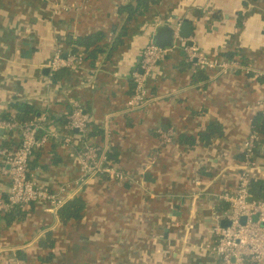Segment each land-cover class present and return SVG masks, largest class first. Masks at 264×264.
<instances>
[{
	"label": "crops",
	"instance_id": "1",
	"mask_svg": "<svg viewBox=\"0 0 264 264\" xmlns=\"http://www.w3.org/2000/svg\"><path fill=\"white\" fill-rule=\"evenodd\" d=\"M61 3L65 9L48 13L42 0H0V116L18 101L38 104L37 116L50 112L67 122L77 102L90 122L106 123L109 130L108 141L99 127L104 137L97 134L88 142L106 144L115 156L112 165L142 186L90 178L71 197L83 198L82 217L66 227L37 203L3 216L0 264H39L48 251L56 264L64 257L67 264H215L204 249L215 241L212 212L228 209L218 196L235 188L243 142L253 118L264 112V75L253 73L264 71V0H158L129 18L120 12L127 0ZM183 19L192 27L187 38L208 58L241 66L199 69L181 43L172 41L148 79L147 104L125 111L134 88L131 73L146 44L142 20L150 23L154 39L156 24L171 20L172 30ZM68 36H100L101 50L95 61L59 73L54 83L43 68ZM197 70L203 77L194 79ZM209 123L218 124L221 133L200 140ZM182 134L194 142L184 145ZM260 138L255 158L264 171ZM18 141L17 132L0 128V148ZM72 153L68 146L47 145L33 154L35 179L54 191L76 188L79 166ZM147 162L149 169L141 173ZM194 169L199 187L191 182ZM9 186L8 174L0 172V190ZM48 231L56 246L43 248L38 241Z\"/></svg>",
	"mask_w": 264,
	"mask_h": 264
},
{
	"label": "built area",
	"instance_id": "2",
	"mask_svg": "<svg viewBox=\"0 0 264 264\" xmlns=\"http://www.w3.org/2000/svg\"><path fill=\"white\" fill-rule=\"evenodd\" d=\"M65 9V4L54 6L53 12ZM179 25L176 23L172 28L173 44L181 43L188 61L199 69L234 70L241 65L237 60L210 59L196 46L190 38H184L179 34ZM173 47V46H172ZM170 48L159 47L153 38L145 45L139 68L131 73L134 84L133 92L127 101V112H134L147 104L149 99L148 79L154 66L162 55ZM81 55L68 52L66 54L56 50L49 60L47 67L51 73L61 69H77L83 65ZM255 76L264 75V71H254ZM67 128L85 134L89 128L90 117L84 108L77 102L73 103L70 114L66 117ZM47 123V114L40 113L36 118L20 120H0V128L15 131L19 141L15 149L0 148L2 157L0 172L8 174L10 186L7 195L0 198V230L1 215L14 208H25L28 204H40L42 208L55 216L61 205L72 197L75 191L95 176H106L110 180L120 183H137L135 178L130 177L122 170L109 164L107 161V146L90 144L86 141L81 148L75 150L78 162V178L72 186H62L54 191L47 185L40 184L34 177L30 168V160L35 151L43 148L50 140L57 139L58 130ZM104 131L107 141L109 130L106 123L99 125ZM167 141L168 138H166ZM259 142V135L251 131L248 138L243 142V159L237 173L235 188L224 191L218 198L228 204V209L222 213L213 210L214 220L212 232L215 241L205 245L204 249L210 256L215 257V264H264V200H256L249 193V182L253 173L260 169L255 158V148ZM64 145H69V138H64ZM150 163L143 165L141 173L148 170ZM194 186H200L202 180L198 171L194 169L191 178ZM228 222L226 225L222 223Z\"/></svg>",
	"mask_w": 264,
	"mask_h": 264
},
{
	"label": "trees",
	"instance_id": "3",
	"mask_svg": "<svg viewBox=\"0 0 264 264\" xmlns=\"http://www.w3.org/2000/svg\"><path fill=\"white\" fill-rule=\"evenodd\" d=\"M61 0H42L43 6L42 10H46L48 13L53 11L54 6L60 4ZM158 2V0H127V3L122 5L120 7V12H124L125 14H128V18L131 17V15H143V13L151 6ZM50 19L44 18V20ZM142 27L144 30V34L146 37V44L148 42V39L152 35V28L150 23H148L146 20H142ZM100 36H85V37H77L72 38L71 36H68L64 38L62 45L58 48V50L66 54L68 52H72L78 55H81L83 58V63L86 61L89 64L93 61H95V55L96 52L100 51V47L98 45V42H100ZM117 40H119V37H117ZM119 41H117L118 43ZM145 44V45H146ZM143 46V49L145 47ZM143 51V50H142ZM27 53V52H26ZM25 53V54H26ZM164 55V54H163ZM162 55V56H163ZM142 56V52H141ZM233 56V53H229L226 55V57L231 58ZM141 60V59H140ZM70 69L67 68H61L51 74V79L54 83L58 81V75L59 73H66ZM63 71V72H62ZM194 79H199L203 77V74L201 71L197 70L195 73ZM83 107V106H82ZM84 108V107H83ZM39 110L38 104H27L24 102H12L10 103V112H6L5 114L0 116L1 120H20V121H27L31 120L37 117V113ZM47 123L49 126H54L58 132L59 136L57 139L50 140L48 144L51 149L58 147L60 145H64V138H69V145H67L71 153L73 152L75 154V150L81 148V146L88 141L90 137L99 135L101 137H104L103 131L100 129L101 127L93 124L92 122L88 123V130L85 134L81 132L74 131L72 129L67 128V122L64 121V118H61L59 116H55L54 114L47 112ZM100 127V128H99ZM251 128L253 131L258 133L260 136H264V112H258L256 116L253 118L251 122ZM12 134H14V131H10ZM221 133V128L218 124L209 123L206 126L205 131L199 133V139L208 141L210 137L219 135ZM182 142L184 145L188 146L194 142V138L192 136H188L185 134L181 135ZM259 143H262V138L259 139ZM6 143L2 142L1 147H7L10 149H15L17 147V144H13L10 146H5ZM9 145V144H8ZM38 149L34 152V154L39 155L45 148ZM65 146V145H64ZM72 153V154H73ZM107 161L109 164H113L112 160H115V156L113 151L107 150ZM33 156V155H32ZM243 159V154L241 155V160ZM33 162V160H32ZM31 166V161H30ZM8 189H1L0 190V198H4L7 193ZM249 193L250 195L256 199V200H264V171L259 169L255 171L250 179L249 182ZM31 204H28L27 206H30ZM83 198L79 195L73 198L67 199L61 207L57 211V219L61 225V227L69 226L70 223L74 221H78L82 217V210H83ZM26 206V207H27ZM25 207V208H26ZM24 208H14L11 211L2 214L1 220L3 216L6 218L8 215H11L12 213H19ZM55 234V232H54ZM52 231L46 232L43 237H41L38 241V245L43 248H50L56 246V239L54 235V240L52 239ZM19 254V257L25 258L24 255H22L20 252H17ZM55 255L51 254L50 251L45 256L38 257V263L39 264H50V262H55ZM64 260H61L62 262L59 264H67V260L64 257Z\"/></svg>",
	"mask_w": 264,
	"mask_h": 264
},
{
	"label": "water",
	"instance_id": "4",
	"mask_svg": "<svg viewBox=\"0 0 264 264\" xmlns=\"http://www.w3.org/2000/svg\"><path fill=\"white\" fill-rule=\"evenodd\" d=\"M169 22H172L171 20ZM167 22H160L155 26L154 40L156 44L161 48H169L172 46V30L168 26ZM179 34L187 38L192 34L191 24L187 19H183L179 25ZM49 70L48 67L43 68V71ZM228 222L224 221L222 224L226 225Z\"/></svg>",
	"mask_w": 264,
	"mask_h": 264
}]
</instances>
